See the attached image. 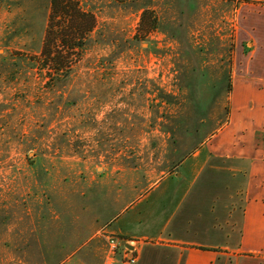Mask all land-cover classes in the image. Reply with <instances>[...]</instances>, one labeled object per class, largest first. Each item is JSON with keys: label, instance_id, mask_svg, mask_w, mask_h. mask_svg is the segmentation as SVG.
<instances>
[{"label": "rangeland", "instance_id": "obj_1", "mask_svg": "<svg viewBox=\"0 0 264 264\" xmlns=\"http://www.w3.org/2000/svg\"><path fill=\"white\" fill-rule=\"evenodd\" d=\"M254 2L80 0L96 27L50 85L34 59L51 0H0V264L108 247L116 214L229 121Z\"/></svg>", "mask_w": 264, "mask_h": 264}, {"label": "crops", "instance_id": "obj_2", "mask_svg": "<svg viewBox=\"0 0 264 264\" xmlns=\"http://www.w3.org/2000/svg\"><path fill=\"white\" fill-rule=\"evenodd\" d=\"M252 20L253 64L234 75L229 121L105 228L136 250L133 264H264V0ZM66 246L49 244L45 264H129L109 244Z\"/></svg>", "mask_w": 264, "mask_h": 264}, {"label": "trees", "instance_id": "obj_3", "mask_svg": "<svg viewBox=\"0 0 264 264\" xmlns=\"http://www.w3.org/2000/svg\"><path fill=\"white\" fill-rule=\"evenodd\" d=\"M96 24L94 12L84 9L80 0H51L43 46L34 59L46 84H56L71 74Z\"/></svg>", "mask_w": 264, "mask_h": 264}, {"label": "built area", "instance_id": "obj_4", "mask_svg": "<svg viewBox=\"0 0 264 264\" xmlns=\"http://www.w3.org/2000/svg\"><path fill=\"white\" fill-rule=\"evenodd\" d=\"M119 248L122 250V258L126 263L133 264L137 261V252L135 249H130L120 237L110 235L109 256H114Z\"/></svg>", "mask_w": 264, "mask_h": 264}, {"label": "water", "instance_id": "obj_5", "mask_svg": "<svg viewBox=\"0 0 264 264\" xmlns=\"http://www.w3.org/2000/svg\"><path fill=\"white\" fill-rule=\"evenodd\" d=\"M127 246L131 248V246H129V245H127Z\"/></svg>", "mask_w": 264, "mask_h": 264}]
</instances>
